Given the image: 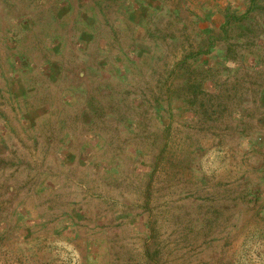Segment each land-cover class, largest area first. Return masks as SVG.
I'll return each mask as SVG.
<instances>
[{
	"label": "rangeland",
	"instance_id": "374dc122",
	"mask_svg": "<svg viewBox=\"0 0 264 264\" xmlns=\"http://www.w3.org/2000/svg\"><path fill=\"white\" fill-rule=\"evenodd\" d=\"M0 264H264V0H0Z\"/></svg>",
	"mask_w": 264,
	"mask_h": 264
}]
</instances>
